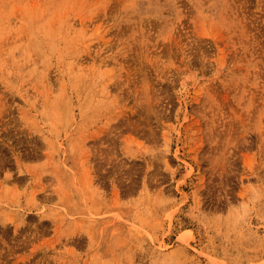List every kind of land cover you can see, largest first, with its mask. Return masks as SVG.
<instances>
[{
	"label": "rangeland",
	"instance_id": "rangeland-1",
	"mask_svg": "<svg viewBox=\"0 0 264 264\" xmlns=\"http://www.w3.org/2000/svg\"><path fill=\"white\" fill-rule=\"evenodd\" d=\"M1 110L0 264H264V0H0Z\"/></svg>",
	"mask_w": 264,
	"mask_h": 264
},
{
	"label": "bare ground",
	"instance_id": "bare-ground-1",
	"mask_svg": "<svg viewBox=\"0 0 264 264\" xmlns=\"http://www.w3.org/2000/svg\"><path fill=\"white\" fill-rule=\"evenodd\" d=\"M88 101H89V100H88ZM1 109H2V108H1ZM0 113H2V110H1ZM7 126H8V124H7ZM4 127H5V126H4ZM8 127L10 128V126H8ZM5 131H6V130H5ZM8 131H10V129H9ZM11 131H12V130H11ZM8 133H9V132H7V134H8ZM8 140H9V139H8ZM7 143H8V142H7ZM2 144H3V143H2ZM4 144H5V143H4ZM9 145H10V144H9ZM1 148H3V147L1 146ZM4 148H5V147H4ZM0 150H2V149H0ZM4 150H5V149H4ZM13 151H14V150H13ZM1 152H2V151H1ZM3 153H5V152H2V154H3ZM34 153H35V152H34ZM18 154H19V153H18ZM21 154H22V153H21ZM0 155H1V154H0ZM2 156L4 157V159H5V158H8V157H6L7 155H6V156L2 155ZM2 156H1V157H2ZM23 157H24V155H23ZM0 159H1V158H0ZM2 159H3V158H2ZM2 159H1V160H2ZM22 159H23V158H22ZM1 160H0V161H1ZM5 160H6V159H5ZM3 161H4V160H2V162H3ZM16 162H17V160H16ZM3 165H4V164H3ZM5 165H6V163H5ZM19 165H20V164H19ZM1 166H2V163H1ZM1 166H0V167H1ZM3 167H4V166H3ZM7 169H8V168H7ZM9 169H10V168H9ZM9 169H8V170H9ZM21 169H22V168H21ZM21 172H22V171H21ZM10 173H11V172H9V174H10ZM22 173H23V172H22ZM12 175H13V174H12ZM10 176H11V174H10ZM10 176H9V178H10ZM11 177L13 178V176H11ZM9 178H8V179H9ZM10 179H11V178H10ZM116 195L119 196V192H118V191H117ZM116 197H117V196H116ZM13 223H14V222H13ZM10 250H11V249H10ZM2 256H3V255H2Z\"/></svg>",
	"mask_w": 264,
	"mask_h": 264
}]
</instances>
